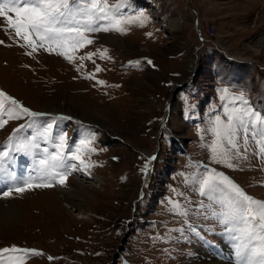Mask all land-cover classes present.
<instances>
[{"label":"rangeland","instance_id":"rangeland-1","mask_svg":"<svg viewBox=\"0 0 264 264\" xmlns=\"http://www.w3.org/2000/svg\"><path fill=\"white\" fill-rule=\"evenodd\" d=\"M152 1L159 18L178 20L180 29L173 32L162 21L154 22L130 0L125 12L142 11L150 20L143 27L127 26L125 35L95 34L94 44L75 53V66L42 50L26 55L27 49L14 42L19 38L10 37L0 24V91L32 110L51 112L45 120L75 117L72 134L66 120L58 121L68 137L74 135L73 141L85 130L96 134L97 152L87 159L95 165L98 186L89 194L79 193L76 203L84 213L66 207L58 189L5 198L19 208L20 216L0 226V249L15 246L43 253L26 257L25 264H202L201 251L208 246L169 210L170 198L191 202L193 209L203 199L181 176L202 166L223 172L248 195L264 201V160L250 148L246 160L234 161L236 169L213 163L208 148L213 138L207 131L216 115L224 116L223 89L233 96L242 93L264 112L262 7L247 0ZM197 27L218 52L210 49L208 55L206 47L200 49ZM105 49L110 59L101 58ZM89 53L95 55L87 59ZM227 56L238 60L230 62ZM90 75L94 79L86 78ZM108 79L109 85L97 83ZM98 115L107 117L105 126ZM163 117L168 119L162 124ZM4 129L0 135L7 137L10 128ZM151 152L155 159L148 156ZM86 181L94 180L71 179L68 184L78 187ZM173 189L184 197L175 196ZM190 223L214 245L228 240L212 220L191 215ZM181 228L183 234L169 232ZM227 242L203 251L222 253Z\"/></svg>","mask_w":264,"mask_h":264},{"label":"snow or ice","instance_id":"snow-or-ice-1","mask_svg":"<svg viewBox=\"0 0 264 264\" xmlns=\"http://www.w3.org/2000/svg\"><path fill=\"white\" fill-rule=\"evenodd\" d=\"M129 7L130 0H0V18L7 24L6 34L23 41L14 42L27 49L26 55L31 57L42 50L74 64L75 53L94 44L95 34L125 35L127 26H145L150 17L142 11L127 14L125 9ZM106 53L107 49L101 53L102 59H110ZM94 55L89 53L87 59ZM97 71L102 69L97 68ZM86 78L94 79L91 75ZM97 83L103 85L104 81ZM221 100L225 106L224 116L216 115L207 129L213 138L208 144L212 162L236 169L238 165L234 161L246 160L250 148L254 156L264 160V112L253 108L242 93L231 95L229 89L221 90ZM49 116L32 111L0 91V130L10 121H24L0 146V182L9 185L0 196L10 198L14 193L67 187L70 175L77 171L89 174L90 167L95 166L87 158L97 152L93 146L96 134L85 130L79 140H70L67 130L59 128L58 121L71 117L44 119ZM21 157L30 158L34 165L25 169L27 175L22 179L14 168ZM181 176L203 199L193 209L191 202L184 204L170 198V212L180 217L193 235L210 249H216V245L207 239L202 229L190 223V216L220 225L222 237L232 243L235 264H264V201L248 195L229 176L214 168L202 166L200 171L191 175L181 173ZM173 192L177 197H184L183 192L175 189ZM172 231L183 234L184 229H169ZM156 239L168 241L169 237ZM42 255L35 249L6 247L0 249V264H25L26 257Z\"/></svg>","mask_w":264,"mask_h":264},{"label":"bare ground","instance_id":"bare-ground-1","mask_svg":"<svg viewBox=\"0 0 264 264\" xmlns=\"http://www.w3.org/2000/svg\"><path fill=\"white\" fill-rule=\"evenodd\" d=\"M248 2H251L254 6V8H261L262 12L264 13V0H247ZM158 4V3H157ZM156 5V4H155ZM166 26L171 30L175 31L177 29H180L181 24L178 20L165 22ZM169 30V31H170ZM113 41H116L114 39H111ZM120 42V41H119ZM264 45V37L261 38L259 41V46ZM253 49L256 52H259V47H253ZM225 50V49H224ZM194 55V54H193ZM247 60H253L252 58ZM140 105V104H139ZM57 112V111H56ZM100 118L99 123L103 126H105V123L107 121V117L105 115H98ZM147 155V154H146ZM86 179L87 176H85ZM91 180V179H88ZM95 181V180H94ZM93 181V182H94ZM93 182H87L83 185L82 183H78V187H72L70 184H68L67 187H58V191L63 197V203L66 207H73L75 210L77 209V212L79 211V214L84 213V210L76 203L79 199V193L81 191H85L88 194L94 191V189L97 188L98 183L95 181ZM11 202L7 201V199H0V226L4 223H6L8 226L10 225V222L14 219H18L20 216L19 208L16 206L10 205ZM227 243H230L227 242ZM219 247V246H218ZM211 254L207 251H203V257L201 256L202 264H235L234 256L233 254H228V252L232 253L233 249L228 245V247H224V252L210 251ZM219 253V255H218ZM216 255V256H215ZM218 255V256H217Z\"/></svg>","mask_w":264,"mask_h":264},{"label":"water","instance_id":"water-1","mask_svg":"<svg viewBox=\"0 0 264 264\" xmlns=\"http://www.w3.org/2000/svg\"><path fill=\"white\" fill-rule=\"evenodd\" d=\"M197 32H198L199 36L201 37V29L200 28H197Z\"/></svg>","mask_w":264,"mask_h":264}]
</instances>
